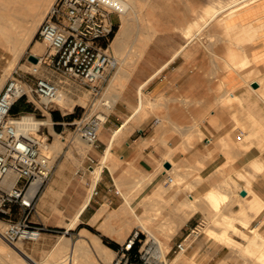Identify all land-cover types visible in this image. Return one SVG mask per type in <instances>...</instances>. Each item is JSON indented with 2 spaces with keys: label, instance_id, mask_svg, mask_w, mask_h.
I'll use <instances>...</instances> for the list:
<instances>
[{
  "label": "rangeland",
  "instance_id": "rangeland-1",
  "mask_svg": "<svg viewBox=\"0 0 264 264\" xmlns=\"http://www.w3.org/2000/svg\"><path fill=\"white\" fill-rule=\"evenodd\" d=\"M155 1H143V19L140 20L139 25H136L137 28H135L134 36L130 39L127 49V56L129 58L132 57L135 52H141L142 50L139 56L140 58L138 57V59L134 63L131 69L132 71H130L128 75L124 76L126 78L122 77L119 80L120 82L117 81L118 84L116 83L114 87L110 86V84L114 80V75L117 73L120 66L119 64L110 71L107 80L103 83L102 94L96 96L92 94L91 90L87 86L83 85L79 81L54 71L49 65V62H44V60L40 66L39 75L47 77L50 81L59 86L58 88L60 90H63L67 94V96H69V98L75 101L78 100L81 96L88 98L87 103L84 105L77 103L73 106L72 111H69V109L64 111L55 102L51 105V108L49 110L42 111L39 109V98L33 92H30V95L28 96V98H25L24 101L22 99V101H18L20 104H24L25 106L27 105L29 107L28 110L21 111L18 114L33 115L39 121L44 119L46 120L49 117L53 122V132H56L62 136V140L64 141L62 151L60 153H57L53 150L50 151L54 170L62 161H69L71 165V173L64 180L62 190L56 192L51 202L47 205L48 213H44L47 217H49L47 223L52 225L47 226L53 229V231L44 233L41 239L36 241L20 240L14 242L21 243L24 249L37 261L43 262L45 259H52L51 263L57 262L59 259L53 256V252L54 247L58 244V242L61 241L62 238L66 237L70 238L72 242H77L80 239L81 235H83L84 230H87L90 233L99 236L101 242L108 247L110 246L107 242H113L117 245H120L132 232L140 230V232L143 231L144 233L143 234L141 232V235L143 237V244H145L144 247L145 249H149V256L151 257L149 260L143 261L140 264H208L210 259H213L212 264H264V246H262L264 244V199L260 197L259 207L257 204L252 205L254 204L252 203V201H248L252 203L250 204L247 202V200L243 201L241 199L243 198V196L247 195V193L245 195L242 194L245 191L243 188L249 189L250 193L252 194L256 193L252 188V181L259 174H264V127H262L263 120H258L253 115V113L246 111L243 107L244 101H242V99H240L239 97L233 102L226 100L225 97L231 90L228 89L225 84H222L219 79L215 83H213V88H207L206 96H198L193 94L191 96H183L181 94L182 92L180 94L179 92H177L176 94H179L180 96L176 95V100H162V104H154L155 102L151 101L148 96L142 94L143 92H145V89L148 86L147 83L143 87L142 85L139 87L138 100V64L146 54L150 45L154 43V41H156L160 37H169L168 39H170L171 46H178L182 44L185 45V47L180 52L182 58L185 59V64L181 68L182 71L183 69H197L198 63L196 61V57L198 56V52H200V50L203 52V55L206 56V58L210 62H212L211 64H213L215 55L213 50L210 49V46L215 45L216 33L214 31H211V26L213 24L215 26L218 25L219 29L223 31L224 45L225 40H227L229 36H231L230 38H236L237 40H239H235V43L238 45L244 44L245 41H252L257 36V27H252L253 25L251 24H248V27H245L242 24L230 26L229 23L231 22L233 15H235L239 9L255 3L258 0H256L255 2H253L254 0H237L238 2L236 0ZM187 2H190V4H188ZM192 2H194V4ZM223 3L225 4L224 6L222 5ZM149 4H154L152 5V8H154L153 6H155L157 10L154 11L155 9H152ZM187 4L189 8L186 7ZM192 5L196 7L194 8ZM211 5L214 6V8L217 6V8L204 9L207 8L206 6H209L208 8L212 7ZM232 6L234 7V10ZM220 7H224L223 11H221L222 8L220 9ZM231 8L233 11L231 10ZM228 9L230 10L228 11ZM208 10H212V13L216 10V15L218 17L215 15V17L205 25V21L208 20L212 15L208 12ZM202 12H205L204 16L207 15L205 19L204 17L202 18ZM207 12L208 14H206ZM150 13H153L152 16ZM186 13L191 17L189 18ZM198 13H200V15ZM199 18H202V20ZM111 20L113 21V23L118 24L119 15L117 13H113L111 15ZM188 21H190V23L200 21L199 25H197L196 27L194 25L193 27L194 29L192 32V39L186 38L187 27L189 26ZM214 21H216V23H214ZM186 22L188 23L186 24ZM224 22L227 24L224 25ZM151 25L153 27H151ZM200 26L203 27L201 28ZM224 26L226 27V29ZM227 26L230 27L227 28ZM152 33H154L152 39L149 41V44L147 46H144L143 48L141 46L143 44V40ZM37 41H40L42 43L38 36H35L34 41L25 49L23 55H21L19 58L14 57L16 54H14L11 49L7 47L5 49V47H2L0 45V84L2 83V85H4L11 73L17 70L20 77L24 82H26L28 89L29 87H33L36 76L31 74L33 62L29 60V56L32 54L30 53L32 52V46H34ZM228 41L230 42V47H232V41ZM220 43L221 42L219 40V44ZM42 46H44V48L43 51L40 52V56H44L47 52V47L44 43H42ZM194 46L195 48L199 49L197 50V52L192 53L190 52V48H194ZM110 50L116 57V53L112 46L110 47ZM240 53H242V57H244L248 61V59L246 58V54H244V52ZM242 57H240V60H242ZM226 58L228 60L234 59L232 55L230 58L229 54L226 56ZM243 68H245V70L253 71V73L249 77H247V80L258 77L260 75V70L253 64L251 59L248 61L247 65H244ZM223 69H228V64L224 63ZM202 71L206 74V76L211 77H214L217 72L214 64L210 65L209 63L207 64L205 69H202ZM217 74H220V71H218ZM218 78H220V75L218 76ZM227 90L228 92H226ZM115 93L116 95L119 94L121 98H123L127 93H129L130 95L129 109L124 107L122 113H120V120L116 122V124L120 125L121 123H124L126 119L129 120L127 123L129 130L125 131L124 136L121 135L122 130L118 132L119 134L115 133L114 136V131L105 134L104 136L102 133L105 129L106 123L103 124L100 130V138L107 143L105 145L107 146V148L105 153L98 152L95 150L94 145H91L81 139L77 130L76 123L81 118L94 115L98 112V110H102L103 104L101 106V103L103 102V99L108 96V94H111L112 97H115L116 95H113ZM260 94L261 95H259V100L264 101V93L260 92ZM214 95H217L219 99L221 96H223L220 104H222V107L224 108L221 107V109L220 107H218L219 105L217 101H215L214 103ZM142 98H145V102H143V105ZM187 100L189 103H186ZM158 101L159 100H157L156 102ZM212 103H214L213 106L215 105L213 108H211L212 106H208V104L212 105ZM166 104L169 106L168 110L166 109ZM184 106L190 107L192 110H176V108L178 109ZM207 106L210 107L209 109H211L212 111L207 109ZM98 107L101 108L97 109ZM137 109L139 111H137ZM112 113H114V110L109 111L108 115L110 116L112 115ZM54 115H58L60 119L56 120L54 118ZM171 115L176 117V119ZM170 117L173 123L171 121H168V119L171 120ZM138 118H141V121L138 120ZM158 118H161L160 123L162 124V126H167L166 128L164 127L166 133H164L163 139L162 137L161 139L159 138V134L157 137H154V139L150 140L148 145L154 146L156 150L160 145L163 146L166 150L164 155L163 153H161L160 157H156L153 155V153H150L148 160L149 166L146 167L140 165L138 155L134 156L131 159H123L122 157L114 154V149L117 146H123L125 148L127 145L126 142L133 143V141L138 138V126H141L145 123L152 124ZM177 121L178 124L175 123ZM174 123L176 124V126ZM230 124H233V126L229 127L228 125ZM171 125H173V128L171 127ZM178 125L181 127V130L179 129L180 127L178 128ZM202 126L205 127L202 128ZM174 128H177L176 131H174ZM115 129L117 130L118 127H115ZM42 133L43 136L49 137V144H52L55 141V134H52L48 125H43L41 127V131L37 134ZM174 138L180 141L179 144L172 147L170 145V141H172ZM200 143L203 145L204 151H200V149L198 148ZM111 151H113V153ZM168 151H172V157L175 158L176 170L173 172L175 173V176H173L172 173L167 172L164 164L162 163V161L166 159V153ZM239 152L241 153L239 154ZM254 152L255 157L253 155L252 159H247L248 153H250L251 155V153ZM92 154H94L98 159V164L93 165L94 167L103 166L105 160L108 158H110V161L113 160V165L107 164L103 166V179L101 180V182L99 181L97 188H95V192L90 200V210H86L84 216L79 217L78 222L73 228L70 229L68 228V226L75 215L74 213L86 199L92 185V169L89 168V165H92L89 161V156H91ZM189 154L192 157L190 160L188 158ZM216 156L218 157V160L215 162L214 157ZM243 159L244 161L242 162ZM207 161L212 162L214 172L212 175L204 178L199 176V174L200 171L204 170L207 167ZM105 167H108L109 169H106ZM116 175L125 177L127 182H129L127 183V193L128 196H130L129 200L131 203V207H129L128 211L125 212L122 217H120L118 221L120 236L118 237V239H116V241H114L106 236L111 235L103 232L100 229L103 221L97 222V220L103 218V216L99 217L97 220H95L94 218L90 223H86L87 221L85 220V217H87L95 210H97V213L95 215V217H97L98 212L105 204L108 205V212L120 209V206L118 207V204H123L125 201V197L121 194L122 189L117 183ZM234 180L237 184H235ZM49 182L50 180L44 185L37 199V207L40 208V210L41 208H43L40 202V197L46 190ZM104 182L107 184V186L105 187L107 190L113 189V192L111 193L116 199L119 200L118 203H113L112 205H110L99 197L100 189L103 186ZM204 182L208 183V190L215 189L216 192H218L220 195L227 196L226 199L223 200V202H227V204L229 205V209L226 210L228 219L223 217V215H218L217 213L207 214L204 211L197 209L196 207L191 205V203L186 202L188 195L194 193L203 195L206 192L204 189H202L201 191H197L201 188L202 184L204 185ZM181 186L183 188L185 186L186 188H188H184L186 189L184 190ZM179 189L182 190L180 193L177 192ZM132 193L134 194L133 197ZM176 193H178L180 196ZM184 195H186L187 197L185 196L184 198ZM76 196H78L79 200L70 220L61 222L54 221L57 214L53 212L51 213L49 211L50 205L54 206L57 213L62 214V211L60 209L66 208L68 204L74 202ZM240 202H247L249 207L246 204L242 206L243 203L240 204ZM144 204L149 205V209L148 207H145ZM58 207L59 210H56ZM244 207L248 208L244 210ZM145 209H147L148 214H146L147 212L145 211ZM177 213L179 216L181 215L182 217L187 218L188 215L189 217L185 222L180 223L179 219L182 217H178ZM234 215L236 217H234ZM200 216H202L206 222L203 226V229L200 230L199 235L191 236L189 238L187 251L181 254L178 253L176 251L175 244L181 242L185 237L188 236V234L191 233L194 228L199 225V223L201 222V220H198ZM220 216L223 217L224 220L223 218L221 219ZM244 217L248 220V226H245V223H242L243 221L245 222ZM14 218L18 219L20 218V215L16 214L14 215ZM149 218L152 219L151 222ZM220 219L223 221H225L226 219V225H231L233 222V225L235 224V226L243 230L248 236L245 235V237H243L242 234L241 236L240 231H237V233L230 231L226 228L227 226L224 225L225 223L220 222ZM227 220L231 224L228 223ZM126 221L130 223H127ZM0 222V228L3 230V227H5L6 225V221H4L2 217H0ZM140 222L142 225L146 224L147 227L151 225L150 230L152 231L151 234L153 236H150L146 231L141 229V227L139 226ZM124 224L125 226H122ZM209 228H213L217 232V234L218 232L227 231L233 238L239 241V243H226L227 245H225L224 241L226 240L219 239L220 235H213L216 237L212 238L208 235V232L210 231L207 232V230H209ZM229 228L232 229V227L230 226ZM251 228H255V232H251ZM254 237L256 239H254ZM157 240H160V242L161 240H163L162 247L163 251L165 252H163L164 255L162 256H160ZM6 242L7 241L4 240V243ZM219 243L222 245L219 246ZM6 244L8 246L10 245V247L13 246V244L8 242ZM110 248L114 252L112 253L113 257H110V259H112L111 264H132L133 259H127L126 257L123 258L120 255L116 254L115 249H113L112 247ZM220 249L224 250L221 251ZM211 250L216 252V254L217 252H219V250L221 252L219 255H217V257H215V254H210L211 252L209 251ZM206 252L209 253V255L205 256ZM77 254L78 252H76V255ZM79 256L80 255L78 254V256L74 259V264H79L80 261L83 260V258L81 256L80 258ZM178 257H182L181 260L183 261L178 263L176 261ZM201 257L203 258V260L200 259ZM95 258L97 261L98 259H100L98 256H95ZM145 258L147 259L148 255H145ZM255 259L260 260V262L256 261ZM80 264L87 263L81 261Z\"/></svg>",
  "mask_w": 264,
  "mask_h": 264
},
{
  "label": "built area",
  "instance_id": "built-area-1",
  "mask_svg": "<svg viewBox=\"0 0 264 264\" xmlns=\"http://www.w3.org/2000/svg\"><path fill=\"white\" fill-rule=\"evenodd\" d=\"M122 11L116 0H55L36 33L47 47L45 55L38 60L48 61L54 71L79 81L92 94L101 95L103 83L117 66L110 47L121 23ZM113 13L119 15L118 24L111 20ZM32 64L31 74L36 79L33 87H29L30 92L38 96L40 110H49L55 103L58 86L39 75L40 67ZM25 85L15 70L0 91V217L6 221L1 236L11 244L20 240L36 241L44 233L53 231L44 223L30 221V216L37 212L38 196L51 179L54 165L47 151L49 137L37 134L43 125L24 123V115L12 113L17 102L30 95ZM101 114L98 111L76 123L81 139L91 145H97L106 122ZM89 161L93 169L96 161L90 157ZM16 214L20 218L15 219ZM205 223L201 219L187 237L175 244L178 253L187 251L189 238L199 235ZM141 232H132L117 246L116 254L133 259L132 264L149 260L150 252L144 247Z\"/></svg>",
  "mask_w": 264,
  "mask_h": 264
},
{
  "label": "bare ground",
  "instance_id": "bare-ground-1",
  "mask_svg": "<svg viewBox=\"0 0 264 264\" xmlns=\"http://www.w3.org/2000/svg\"><path fill=\"white\" fill-rule=\"evenodd\" d=\"M118 1L122 8H123V11L121 12V23L119 25V27L117 28L118 30H116V35L114 36V39L112 41V44L111 46L113 47L115 53H116V61H117V65L119 64V68H118V71L117 73L114 75V80L113 82L110 84V86L114 87L118 82H120L119 80L128 75V73L130 71H132V67L134 65V63L136 62V60L138 59V57L140 56L141 52H135L133 54L132 57H128V53H127V49H128V46H129V42H130V39L134 36V31H135V28L136 25L138 24L139 25V22L140 20H142V16H143V13H144V3L143 1L144 0H116ZM155 1V0H154ZM194 1V0H193ZM237 1V0H236ZM239 1V0H238ZM237 1V2H238ZM256 0H254L253 2H255ZM55 2V0H0V45L2 47H6L11 49L14 54H16L14 57L16 58H19L21 55H23L25 49L34 41L35 39V36H36V33H37V30L41 24V22L43 21L46 13L48 12V10L50 9L51 5ZM156 2V1H155ZM235 2V1H234ZM188 3V2H187ZM194 4V2H192ZM190 4V2L188 3ZM188 7L189 8V6ZM150 5V4H149ZM148 5V6H149ZM152 5L154 4H151V8H152ZM223 6L225 5L224 3L222 4ZM229 5V4H228ZM147 6V7H148ZM193 6V5H192ZM212 6V5H211ZM221 6V4H220ZM235 6V5H234ZM154 8L152 9H155L154 11L157 10V8L155 6H153ZM194 7V6H193ZM196 7V6H195ZM194 7V8H195ZM207 8H204V9H211V8H214V6L208 8L209 6H206ZM226 7V6H225ZM233 7V6H232ZM191 8V7H190ZM217 8V6L215 7ZM214 8V9H215ZM222 7H220L221 9ZM213 9V10H214ZM219 9V8H218ZM219 9V10H220ZM224 7L221 9V11H223ZM188 10V9H187ZM194 10V9H193ZM198 10V8H197ZM230 9H228L229 11ZM232 10V8H231ZM233 10H234V7H233ZM232 10V11H233ZM207 11V10H206ZM205 11V12H206ZM204 12V13H205ZM209 13H211V17L209 18V15H208V20L205 21V25L207 23H209L214 17L215 15L217 14L216 13V10L212 13V10H208ZM208 12L206 14H208ZM188 13V12H187ZM186 13V14H187ZM203 12L201 14H203L202 18L207 16H204ZM220 13V12H219ZM231 13V12H230ZM151 16L153 13H150ZM190 14V13H189ZM200 15V13H198ZM148 15V14H147ZM188 15V14H187ZM145 16V15H144ZM189 16V15H188ZM187 16V17H188ZM217 16V15H216ZM234 16V15H233ZM191 16H189L190 18ZM218 17V16H217ZM202 18H199L202 20ZM194 19V18H193ZM196 19V18H195ZM203 19V20H204ZM191 20V19H190ZM151 21V20H150ZM194 21V20H193ZM217 21V20H216ZM216 21H214V23H216ZM222 21V20H221ZM189 22V26L187 27V37L188 39H192V36H193V27L195 25V27L197 25H199V22L200 21H196L195 23H190ZM186 22V24L188 23ZM148 23V22H147ZM175 24V23H174ZM203 24V23H202ZM212 24V23H211ZM219 24V23H218ZM224 25H226L227 23H223ZM239 24V23H238ZM214 25V24H213ZM252 25V24H251ZM218 26V25H217ZM216 26V27H217ZM243 26H247L246 24H244ZM151 27H153L151 25ZM201 27V26H200ZM203 27V26H202ZM201 27V28H202ZM212 27H215L212 26ZM215 27V28H216ZM222 27V25H221ZM225 27V26H224ZM230 27V26H227V28ZM244 27V28H245ZM248 27V26H247ZM254 27V26H252ZM174 28V27H173ZM219 28V27H218ZM211 29V27H210ZM226 29V27H225ZM219 30V29H217ZM254 30V28H253ZM256 30V29H255ZM211 31H213L211 29ZM216 31V30H215ZM241 31V30H240ZM202 32V31H201ZM253 32V31H252ZM255 32V31H254ZM196 33V32H195ZM154 33H152L151 35L149 34L147 36V38H145L143 40V44L141 45L143 48L144 46H147L149 44V41L152 39ZM195 35V34H194ZM253 36V35H252ZM256 36V35H255ZM231 36H229L230 38ZM222 38V37H221ZM200 39V38H199ZM217 41V40H216ZM211 42V41H210ZM198 46V45H197ZM43 48L44 46H42V43L39 41H37L35 43L34 46H32V53L31 55H34L36 57L40 56V52L43 51ZM184 48V47H183ZM195 48V46H194ZM210 48V47H209ZM212 48L215 49V46H213ZM211 49V48H210ZM187 51V50H186ZM193 51V50H192ZM215 52V51H214ZM217 52V51H216ZM213 55V54H212ZM130 56V55H129ZM214 56V55H213ZM234 56L236 57H241L242 54L241 53H235ZM140 58V57H139ZM18 60V59H17ZM227 61V64H228V68H233L234 70H236L237 72H239L245 79H247V77H249L250 75V72L249 70H245L244 65H247L248 61L246 59L244 60H240V61H236V58H234L233 60H226ZM12 63V62H11ZM14 63V62H13ZM34 63V62H33ZM43 63L42 60H38L37 62H35V65L40 67L41 64ZM15 64V63H14ZM13 64V65H14ZM10 67V66H9ZM12 67V65H11ZM166 67V66H165ZM25 68V67H24ZM8 69V68H7ZM130 75V74H129ZM238 76V74H237ZM126 78V77H124ZM243 78V79H244ZM144 83V82H143ZM248 83V82H247ZM118 84V83H117ZM144 85V84H143ZM0 87H3L0 86ZM59 87V86H58ZM25 90L27 92H30V89H28V86L25 85L24 86ZM116 88V87H115ZM119 88V87H118ZM62 89V88H61ZM118 90V89H117ZM235 90V89H234ZM233 91V90H231ZM228 90L226 92H228L227 96L225 97L226 100L228 101H231L233 102L234 100L238 99L237 96H232V92ZM118 93V92H117ZM264 93V91L262 92ZM226 94V93H225ZM69 95V94H68ZM113 95H116L113 94ZM223 95V94H222ZM261 95V94H260ZM71 96V95H70ZM221 96V95H220ZM145 97V96H144ZM263 97V96H262ZM119 98L120 95H116L115 97H112L111 94L108 96H106L104 99H103V102L101 103V106L103 104V107H102V119L103 121L107 120V117H108V113L109 111H111L116 103L119 101ZM222 98V97H220ZM214 99V103H215V98ZM139 100V99H138ZM218 100V99H217ZM88 101V98L84 97V96H81L78 100H73L71 98H69V96H67V94L63 91V90H60L58 88V94H57V97L55 99V102L59 105V107L62 109V110H67L69 109V111H72L73 110V106L77 103H80L82 105L86 104ZM147 101V100H146ZM143 102H145V98H142V105H143ZM166 102V101H165ZM188 102V100L186 101V103ZM192 102V101H191ZM223 102V100H222ZM221 102V103H222ZM160 104L161 102L158 101L154 104ZM189 103V102H188ZM212 105H209L208 106H212L211 108H213V104ZM218 105H220L219 103V100H218ZM217 103H216V107H217ZM211 104V103H210ZM141 105V106H142ZM225 105V104H224ZM223 105V106H224ZM140 106V107H141ZM163 106V105H162ZM207 106V107H208ZM222 107V104L220 105ZM210 107H208L207 109H209ZM215 107V108H216ZM101 108V107H100ZM99 107L97 109H100ZM167 108V107H166ZM172 108V107H171ZM175 108V107H174ZM224 108V107H222ZM221 108V109H222ZM136 109V107H135ZM142 109V108H141ZM177 109V108H176ZM211 110V109H209ZM99 111V110H98ZM137 111H139L137 109ZM212 111V110H211ZM138 114V112H137ZM224 114V113H223ZM143 115V114H142ZM172 116V115H171ZM174 117V116H172ZM169 118V117H168ZM176 119V117H174ZM173 118V119H174ZM219 118V117H218ZM141 119V118H139ZM143 119V118H142ZM159 119V118H158ZM166 119V118H164ZM171 119V117H170ZM161 120V118L159 119ZM23 121L24 123H33V124H37V123H40L42 125H48L49 128H50V131L52 132V134L54 133L55 134V141L52 143V144H48L47 146V151H56L57 153H60L63 149V146H64V141L62 140V136L56 132H53V129H52V124L53 122L51 121V119L48 117V119H44V120H41L40 122H37L36 119L33 117V115H24L23 117ZM126 121V120H125ZM129 121V120H128ZM141 121V120H140ZM168 121L172 122V119ZM175 121V120H174ZM125 123V122H124ZM173 123V122H172ZM176 124H178V121L175 122ZM174 123V124H175ZM173 124V125H174ZM175 124V126H176ZM124 125V124H123ZM171 125V127L173 126ZM180 125V124H179ZM178 125V128L181 126ZM127 126V125H126ZM159 126V124H158ZM164 126V125H163ZM163 126H161L163 128ZM123 127V126H122ZM165 127V126H164ZM167 127V126H166ZM165 127V128H166ZM121 128V127H120ZM161 128V130H162ZM173 128V127H172ZM175 129V128H174ZM177 129V128H176ZM176 129L174 131H176ZM181 130V127L179 128ZM178 129V130H179ZM183 129V128H182ZM160 130V129H159ZM170 130V129H169ZM179 130V131H180ZM119 131V130H118ZM118 131H115L116 133ZM165 131V130H164ZM159 132V131H158ZM162 132V131H161ZM183 132V131H182ZM123 133V131H122ZM125 133V131H124ZM123 133V134H124ZM166 133V132H165ZM115 134V133H113ZM119 134V133H118ZM117 134V135H118ZM180 134V132H179ZM183 134V133H182ZM122 135V134H121ZM124 136V135H123ZM157 136V135H156ZM116 137V135H115ZM160 139H161V136H159ZM164 137V136H163ZM154 138V137H153ZM156 140V139H155ZM162 141V140H161ZM166 141V140H165ZM164 141V142H165ZM168 141V140H167ZM118 143V142H117ZM179 147V146H178ZM172 149V148H170ZM111 150V149H109ZM108 151V150H107ZM110 152V151H109ZM113 153V151H111ZM241 152H239L240 154ZM168 154V153H167ZM164 155V154H163ZM174 155V154H173ZM110 157V156H109ZM107 158V157H106ZM165 161H169L171 163V167L168 169V172L169 173H172L173 176H175L173 173L176 168H175V160L173 159L172 157V151L169 152V155H168V158L164 159V161H162V163H164ZM113 160L110 161V158L106 159L105 162H104V165H113ZM103 165V166H104ZM119 165V164H118ZM103 166H96L94 167L91 172H92V175H93V181H92V185L90 187V190L87 194V197L86 199L82 202V204L78 207L77 211L74 213V217L71 221V223L69 224L68 228H73L75 226V224L78 222L79 220V217L81 215V213L83 212V210L87 207V205L89 204L94 192H95V188L97 186V184L99 183V181L102 179V170H103ZM61 167V166H60ZM113 167V166H112ZM117 167V166H116ZM179 172V170H178ZM177 173V172H176ZM62 175V174H61ZM170 175V174H169ZM116 178H117V183L119 185V187L122 189V195L125 197V201L124 203L121 205L120 209L119 210H113L111 212H108V205L105 204L101 209L100 211L98 212V215L97 217L95 218V220H97L99 217L101 216H104V215H107L106 218L103 220V223L101 224L100 226V229L111 235L114 239H118V237L120 236V228L118 227V221L120 219V217H122V215L128 211V208L131 207V203H130V196H128V193H127V180L125 177H122L120 175H116ZM235 181V180H234ZM179 183V182H178ZM189 183V182H188ZM187 183V184H188ZM193 183V182H192ZM235 184L236 181H235ZM234 184V185H235ZM189 185V184H188ZM239 185V184H238ZM182 187V186H181ZM183 188V187H182ZM180 188V189H182ZM186 188V186L184 187ZM183 188V189H184ZM188 188V187H187ZM186 188V189H187ZM194 188V187H193ZM191 188V189H193ZM240 188V187H238ZM178 190L177 192L180 193L182 190ZM184 189V190H186ZM247 191V195L243 196V198H241L243 201L247 200L248 201H252V205H258L259 207V198L250 193L246 188H243ZM52 193V192H51ZM176 193V194H178ZM184 194V192H183ZM133 193H132V197H133ZM179 195V194H178ZM187 195V194H186ZM184 195V198L185 196ZM177 196V195H176ZM180 196V195H179ZM187 197V196H186ZM227 196L225 195H220L218 192H216L215 189H210L208 191H206L203 195L201 194H197V193H194V194H190L188 195L187 197V200L186 202H189L191 203V205H193L194 207H196L197 209H200L202 211H204L205 213L207 214H220V215H223V217L227 218L228 219V215L226 213V210L229 209V205L227 204V202H223L224 199H226ZM183 198V199H184ZM134 199V198H132ZM240 199V200H241ZM239 200V199H238ZM241 200V201H242ZM133 201V200H132ZM247 202H240L243 203L242 206H244V204L248 205ZM188 203V204H189ZM133 205V204H132ZM245 205V206H246ZM251 205V206H252ZM261 205V204H260ZM145 207H148L149 209V205H146L144 204ZM250 206V207H251ZM144 207V208H145ZM249 207V205H248ZM247 207V208H248ZM245 208V207H244ZM247 208H245L244 210H246ZM133 209V208H132ZM243 209V208H242ZM145 211L147 212V209H145ZM249 211V210H248ZM244 212V211H243ZM148 214V212L146 213ZM241 214V212H240ZM178 215V213H177ZM187 215V214H185ZM237 215V214H235ZM234 215V217H236ZM181 216V215H180ZM178 215V217H180ZM184 216V215H183ZM207 216V215H206ZM246 216V215H245ZM150 217V216H149ZM182 217V216H181ZM189 216L187 215V218ZM211 217V216H210ZM215 217V216H214ZM221 217V216H220ZM221 217V219L223 218ZM186 217H182L179 219L180 223L182 222H185L187 220ZM212 218V217H211ZM230 218V216H229ZM241 218V217H239ZM243 218V217H242ZM139 219V218H138ZM145 219V218H144ZM150 219V218H149ZM148 219V220H149ZM155 219V218H154ZM220 219V222L222 223H225L226 222V219L225 221L224 218L223 220ZM235 219V218H233ZM232 219V220H233ZM143 220V219H142ZM152 219H150V222H151ZM178 220V218H177ZM217 220V219H215ZM238 220V219H237ZM244 220L245 222L243 221L242 223L244 224L245 223V226H248V220L244 217ZM247 220V221H246ZM228 221V220H227ZM242 221V219H241ZM94 222V221H93ZM127 223H130L128 221H126ZM143 222V221H142ZM175 222V221H174ZM1 223V222H0ZM117 223V224H116ZM173 223V222H172ZM227 223V222H226ZM226 223L224 225H226ZM228 223H230L228 221ZM149 224V223H148ZM147 224V225H148ZM231 224V223H230ZM229 225V224H228ZM226 225L227 229H229L230 231L232 232H236L237 231H240V235L242 234L243 237H245V235H247L243 230H241L239 227L235 226V224L233 225V222L231 225H229L231 228H229V226ZM122 226H125L122 225ZM131 226V225H130ZM133 226V225H132ZM139 226L141 227L142 230L146 231L150 236H153L151 234V225L149 227L146 226V224L142 225L141 222L139 224ZM158 226V225H157ZM179 226V225H178ZM153 227V226H152ZM4 228V227H3ZM126 228V227H125ZM154 228V227H153ZM157 229V228H156ZM155 229V230H156ZM129 230V228H128ZM1 231L2 229L0 228V234H1ZM125 231V230H124ZM210 231V232H208ZM257 231V230H256ZM154 232V231H153ZM156 232V231H155ZM208 232V235L212 238V237H216V236H213V235H220L219 239H225L226 241H224V244L227 245L226 243L228 244H238L239 241H237L235 238H233L227 231H223V232H217L213 229V228H209V230H207ZM215 232V233H214ZM251 232H255V228H251ZM259 233V232H258ZM262 233V231H261ZM260 233V234H261ZM255 234V233H254ZM241 235V236H242ZM124 236V235H123ZM248 236V235H247ZM259 236V235H258ZM257 236V237H258ZM264 237V236H263ZM254 239H256L254 237ZM157 244H158V249L160 251V256L164 255L163 252V247H162V241L160 242V240H157ZM7 243V242H6ZM6 243H4V239L2 238V236L0 235V264H74V259L78 256V254L83 258V260L81 261H84L85 263L87 264H111L112 262V259H110V257L112 255V253H114L112 251V249L110 247H108L107 245L103 244L101 242V239L99 236L95 235V234H92L90 233L89 231L87 230H84L83 231V235H81L80 239L77 241V242H72L70 238H62L61 241L58 242V244L54 247V252H53V256L58 258L59 260L55 263H51L52 259H45L43 262L41 261H37L31 254H29L23 247V245L21 243H14L13 246L10 247V245L8 246ZM165 243V242H164ZM163 243V244H164ZM220 243H223V242H220ZM219 243V246H221L222 244ZM223 244V245H224ZM264 246V244L262 245ZM165 247V245H164ZM261 248V247H260ZM259 248V249H260ZM263 250V248H262ZM76 252H78V254L76 255ZM261 252V251H260ZM263 252V251H262ZM183 253V252H180V254ZM258 253V252H257ZM263 254V253H261ZM76 255V257H75ZM79 256V257H80ZM95 256L99 257L100 259H98V261L96 260ZM260 256V255H259ZM258 256V257H259ZM80 257V258H81ZM79 258V259H80ZM260 258V257H259ZM264 258V256H263ZM182 257H178L176 259V261L178 263L182 262L183 260H181ZM261 259H262V255H261ZM254 260V258H253ZM256 260V259H255ZM80 261V263H81ZM256 261H259L260 260H256ZM262 261V260H261ZM79 263V264H80Z\"/></svg>",
  "mask_w": 264,
  "mask_h": 264
},
{
  "label": "crops",
  "instance_id": "crops-1",
  "mask_svg": "<svg viewBox=\"0 0 264 264\" xmlns=\"http://www.w3.org/2000/svg\"><path fill=\"white\" fill-rule=\"evenodd\" d=\"M238 23L242 25L252 24L254 27H257L258 28L257 36L252 41H245L244 44L242 45H238L235 43V40H237L236 38H227V40H225V45H224L223 31L220 30L218 26L217 27L215 26L216 28L212 27L214 25L211 26L212 30L216 33L215 38L217 40L215 42V45L210 46L213 52L215 51L214 52L215 58L213 60V64L217 72L220 71V74H217L216 72L214 77L206 76V74L202 71V69L206 68L208 63L210 65H213V64H211L212 62H210L206 58V56L203 55V52L201 50L200 52H198L199 54L196 57V61L198 63L197 69L196 70L183 69L182 71L181 68L185 64V59L182 58V56L180 55V52L182 51L183 47H185V45L182 44L178 46L177 45L171 46L170 39H168L169 37L167 38L160 37L156 41H154V43L150 45L146 54L144 55V57L141 59L140 63L138 64V99H139V87L141 85L143 87L147 83H148V86L145 89V92L142 91L143 92L142 94L148 96L153 102L157 100L161 102L162 100H166V99L174 101L176 100V95L180 96L179 94L181 92L183 96H191L192 94L198 95V96H206L207 88L208 87L210 89L213 88L212 87L213 83H215L219 79L220 82L222 84H225L228 89L233 90L231 91L232 96H237L240 99H242V101H244L243 107L245 108L246 111L253 113V115L258 120H263L262 127H264V101L259 100L260 92L264 91V0H258L255 3H252L244 8L239 9L238 12L233 16L229 25L236 26V25H239ZM219 40L221 42L220 44H219ZM228 40L232 41L231 42L232 47H230L229 45L230 42ZM213 46H215V49L212 48ZM198 49L199 48H190V52L195 53L197 52ZM240 52H244V54H246V58L248 59V61L251 59L253 64L260 70V75L258 77L247 80L233 68H228L226 70L223 69V64L224 63L227 64L226 56L229 54L231 58V55H232V57L236 58V61L238 62L240 61V57H236L234 56V54L240 53ZM241 59L244 60L245 58L242 57ZM249 72H250V75L253 73V71L251 70H249ZM219 75H220V78H218ZM254 84H257V87H254L253 86ZM0 86H2V83L0 84ZM2 88L0 87V89ZM177 92H179V94H176ZM129 96H130L129 93H127L124 95L123 98H120V100L116 103L115 107L112 109V111L114 110V113H112V115L110 116L108 115L107 120L105 122L106 126L102 133L104 136L105 134L111 133L112 131L116 133L115 131L122 130L124 133V131L129 130L128 125H127L128 123L127 119L125 123H121L120 125L116 124V122L120 120V117H121L120 113H122L123 108L125 107L129 109V104H130ZM221 97L223 98V96ZM214 98H215V101L217 102L218 100L220 102L222 99V98L219 99L217 95H214ZM160 104H162V102ZM220 105L218 107L221 108ZM166 107H167L166 109L168 110L169 106L167 105ZM176 110L190 111L192 109L190 107L184 106ZM138 120L140 119L138 118ZM160 124H161L160 120L156 119L155 122H153L152 124L145 123V124H142L141 126H138V138H136L133 141V143L126 142L127 145L125 148L123 146H117L114 149V154L122 157L123 159H131L134 156L138 155V160H139L140 165L148 167L149 166L148 160H149L150 153H153V155L156 157H160L161 153L164 154L166 152L165 148L161 145L158 147L157 150L154 146L148 145L149 141L154 139L153 137H157L159 134H160L159 136H161L163 139V136L166 130L164 126L162 128L161 127L162 124L161 125ZM228 126L232 127L233 124H230ZM115 127H118V129L116 130ZM204 127L205 126H202V128ZM123 133L121 134L124 135ZM179 141L180 140L174 138L172 141H170V145L173 147L179 144ZM106 144L107 143L105 141L101 140L100 135H99V141L97 145H94V148L98 152L105 153L106 148H107V146H105ZM198 148L200 149V151H204V147L201 143L199 144ZM169 152L170 151L167 152L168 154L166 153V158H168ZM189 155H188V158L190 160L192 157L191 155L190 156ZM253 155L255 157V152L251 153V155L250 153H248L247 159H250V158L252 159ZM89 157L93 158L96 161V164H98V159L94 154H92ZM217 158H218L217 156L214 157L215 162L218 160ZM173 159L175 160L174 157ZM243 161L244 159L242 160V162ZM165 162H169V161H165ZM206 164H207V167L204 170L200 171V174H199V176L204 177V178H207L208 176L212 175L214 172L212 162L207 161ZM70 167L71 165L69 161H62L53 171L50 182L48 183L46 190L43 192V194L40 197V202L43 208H41L40 210V208L37 207V212L30 216L31 222L44 223L49 226L51 225L47 223L49 217H47L44 213H48L47 205L48 203L51 202L56 192L62 190L64 180L71 173ZM89 168H91L90 165H89ZM105 168L109 169L108 167H105ZM166 171L168 172L167 169ZM106 186L107 184L104 182L103 186L100 189L99 197L110 205H112L113 203H118L119 200L116 199L111 193L113 192V189L107 190L105 188ZM207 187H208V183L204 182V185L202 184L201 188L197 191H201L202 189H204L205 191H208ZM252 188L256 192L253 194L259 198V201H260V197L264 199V174L263 173L259 174L252 181ZM247 190L249 191V189ZM78 200L79 198L78 196H76L74 202H71L70 204H68L66 208L60 209L62 211V214L57 213L55 211L54 206L50 205L49 211L51 213L53 212L57 214L54 221L56 222L69 221L71 216L74 213L75 207L77 206ZM121 205L118 204V207L119 206L121 207ZM90 208H91V202L83 210L80 217H83L86 210H90ZM56 210H59V207ZM96 213H97V210H95L94 212L89 214L87 217H85V220L87 221L86 223H90L94 218H96L95 217ZM106 216L107 215H104L103 218L98 219L97 222L103 221V219H105ZM201 219H203L202 216H200L198 220L200 221ZM106 236L109 237L111 240L116 241V239H114L112 236H108V235ZM220 250L223 251L224 249H220ZM220 250L219 252H217V254L216 252L212 250L209 252H211L210 253L211 255L215 254V257H217V255H219L221 252ZM207 255H209V253L206 252L205 256ZM200 259L203 260L202 257ZM212 263H213V259H210L208 264H212Z\"/></svg>",
  "mask_w": 264,
  "mask_h": 264
},
{
  "label": "trees",
  "instance_id": "trees-1",
  "mask_svg": "<svg viewBox=\"0 0 264 264\" xmlns=\"http://www.w3.org/2000/svg\"><path fill=\"white\" fill-rule=\"evenodd\" d=\"M23 101H24V99H22ZM21 100V101H22ZM29 109V107L26 105H24V104H20L19 102L14 106V108H13V110H12V113L13 114H18L19 112H21V111H24V110H28ZM54 118L56 119V120H59L60 119V117L58 116V115H54ZM108 243V245L110 246V247H112L113 249H116L117 248V244L116 243H113V242H107Z\"/></svg>",
  "mask_w": 264,
  "mask_h": 264
},
{
  "label": "water",
  "instance_id": "water-1",
  "mask_svg": "<svg viewBox=\"0 0 264 264\" xmlns=\"http://www.w3.org/2000/svg\"><path fill=\"white\" fill-rule=\"evenodd\" d=\"M29 60L35 63V62L38 61V57H36V56H34V55H30V56H29ZM253 86H254V87H257V84H254ZM164 166H165L166 168H170V167H171V164H170V162H165V163H164ZM242 194L245 195V194H246V191H244Z\"/></svg>",
  "mask_w": 264,
  "mask_h": 264
}]
</instances>
